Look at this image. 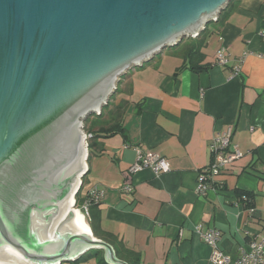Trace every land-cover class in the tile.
Wrapping results in <instances>:
<instances>
[{"label":"water","instance_id":"water-1","mask_svg":"<svg viewBox=\"0 0 264 264\" xmlns=\"http://www.w3.org/2000/svg\"><path fill=\"white\" fill-rule=\"evenodd\" d=\"M229 2L0 0V264L95 248L128 264L73 204L88 170L84 119L126 72L198 36Z\"/></svg>","mask_w":264,"mask_h":264},{"label":"crops","instance_id":"crops-1","mask_svg":"<svg viewBox=\"0 0 264 264\" xmlns=\"http://www.w3.org/2000/svg\"><path fill=\"white\" fill-rule=\"evenodd\" d=\"M226 15L203 48L208 69L179 70L183 58L171 50L129 71L119 95L129 102L125 136L105 139L104 153L91 157L82 193L98 189L102 197L87 219L97 238L114 250L122 242L140 264H213L202 237L212 228L222 232L219 246L235 261L264 232V0H233ZM222 47L226 65L216 63ZM228 129L244 156L220 175L219 190L200 194L210 144ZM139 151L167 158L170 170L131 173ZM239 191L252 193L251 209L239 202Z\"/></svg>","mask_w":264,"mask_h":264},{"label":"trees","instance_id":"trees-1","mask_svg":"<svg viewBox=\"0 0 264 264\" xmlns=\"http://www.w3.org/2000/svg\"><path fill=\"white\" fill-rule=\"evenodd\" d=\"M232 2L233 0H230L227 7L219 15L218 19L216 20L218 24H221L226 20V16H227L226 10L230 7ZM211 33H212V30H210L209 27L207 26L198 36H196V38L194 39L191 38L192 41L190 38H185L178 45H176L177 50H175L176 51L175 53L182 56L183 58V64L179 67V70H182L185 68H188L191 70H202V69H208L210 67V65L208 64L203 65L202 62L204 61L205 56H206V54L203 52V48L205 47L207 43V36L210 35ZM128 74H129V71L126 72L121 77L116 90L111 95L108 104L103 107L101 113L100 114L94 113L92 114L91 117L87 118V122H95V121L102 122V124L93 125L87 128L88 147H89L88 163L91 157L93 156V154L98 155V154L104 153L105 151V144L103 141L104 139L115 136L116 134H123L125 136V127L123 124V117L126 113L129 102L125 99H120L119 102L117 103L115 102L113 103V101L115 99V95L119 92L120 87H122L121 85H123V82L124 80H126ZM106 115H108V119L105 117ZM94 118L95 120H93ZM89 170L90 168L88 165V170L82 178V185L75 197H76V207L80 208L78 204L80 202V195H81L83 206L85 204H88L87 205L88 206L87 215L89 214L90 216L92 204L97 201H100L102 195L98 189H92L91 191H89L87 196H83L82 192L86 184L85 179L88 176ZM97 195L99 196L98 200L96 199ZM243 195H246V200H244ZM238 196H239V202L242 203L245 208H249V209L252 208L253 206L252 193L239 191ZM82 211H85V210H82ZM87 222L90 225L94 235L97 236V232L94 228L93 222H89L88 219H87ZM119 243L120 244H118V246H115L116 256L119 259L126 261L128 264H140L138 253L126 248L122 242H119ZM123 253L125 255H123ZM89 256H101V258H103L101 260L102 264H111L105 260L104 250L96 249V248L87 251L85 254H83L76 260H83Z\"/></svg>","mask_w":264,"mask_h":264},{"label":"built area","instance_id":"built-area-1","mask_svg":"<svg viewBox=\"0 0 264 264\" xmlns=\"http://www.w3.org/2000/svg\"><path fill=\"white\" fill-rule=\"evenodd\" d=\"M216 63L226 65L228 62L226 48L222 47L216 52ZM236 72L239 67L235 68ZM232 130L228 129L215 136L210 144L212 161L203 168L198 175V192L207 194L209 190H219L222 187L220 175L223 174L232 162L244 156V153L237 145L231 143ZM144 168H151L156 173L167 172L170 170V162L167 158L152 152L139 151L136 162L131 166V173H136ZM126 190L131 187L126 185ZM102 195V193H101ZM99 196H96L98 200ZM246 200V195H243ZM88 204L84 205V210L88 213ZM251 209V208H250ZM202 237L211 248V262L213 264H264V232L255 235L250 243L249 248L242 250L239 258L232 261L219 246L222 238V232L218 229H208L202 232Z\"/></svg>","mask_w":264,"mask_h":264},{"label":"rangeland","instance_id":"rangeland-1","mask_svg":"<svg viewBox=\"0 0 264 264\" xmlns=\"http://www.w3.org/2000/svg\"><path fill=\"white\" fill-rule=\"evenodd\" d=\"M218 25V23L216 22V21H212V22H210L209 23V25H208V27H209V29L210 30H213L216 26ZM190 39L192 38V39H194V38H196V37H189ZM192 39H191V41H192ZM171 50H177V46H174V47H168V48H166L164 51H163V54L165 53V52H170ZM157 55H160V53L159 54H157ZM156 55V56H157ZM130 71V70H129ZM125 81V80H124ZM118 84H119V81H118V83H117V86H118ZM124 84V83H123ZM122 87H120V90H119V92L115 95V99H114V101H113V103L115 102V103H117V102H119V100H120V98H119V95L122 93V89H124V85H121ZM116 90V89H115ZM92 116V114L91 115H89L87 118H89V117H91ZM107 119H108V115H106L105 116ZM87 118H85L84 119V131H85V133L87 134V128L88 127H90V126H93V125H99V124H102V122L101 121H95V122H87ZM93 120H95V118L93 119ZM92 120V121H93ZM86 123V124H85ZM85 125H86V127H85ZM108 139V138H107ZM105 140V139H104ZM103 140V141H104ZM87 142H88V139H87ZM96 152V151H95ZM93 156H94V154H93ZM92 156V157H93ZM92 159V158H91ZM90 159V161H89V163L87 162V164L88 165H90L91 164V160ZM87 178V177H86ZM86 180V182H87V179H85ZM75 200H76V197H75ZM78 206H80V208L79 209H82V210H84V206H83V201L81 200V195H80V202H79V204H78ZM76 207V206H75ZM76 208H78V207H76ZM84 213H85V215L86 216H88L87 215V213H86V211H83ZM89 220V219H88Z\"/></svg>","mask_w":264,"mask_h":264},{"label":"bare ground","instance_id":"bare-ground-1","mask_svg":"<svg viewBox=\"0 0 264 264\" xmlns=\"http://www.w3.org/2000/svg\"><path fill=\"white\" fill-rule=\"evenodd\" d=\"M88 167V165H87ZM80 177V175H78ZM73 204H74V207H75V195H74V200H73ZM76 208V207H75Z\"/></svg>","mask_w":264,"mask_h":264}]
</instances>
